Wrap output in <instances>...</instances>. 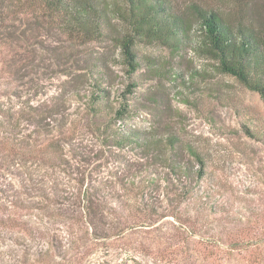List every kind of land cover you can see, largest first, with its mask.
<instances>
[{"label": "rangeland", "instance_id": "obj_1", "mask_svg": "<svg viewBox=\"0 0 264 264\" xmlns=\"http://www.w3.org/2000/svg\"><path fill=\"white\" fill-rule=\"evenodd\" d=\"M167 1L231 19L249 1L264 18V0ZM36 13L0 0V264H264L259 94L197 54L195 38L179 52L137 43L128 76L111 40L73 45ZM164 61L169 74L155 73ZM132 81L115 125L162 136L149 149L105 142L91 113L94 90L118 105ZM171 132L204 158L200 178Z\"/></svg>", "mask_w": 264, "mask_h": 264}, {"label": "trees", "instance_id": "obj_2", "mask_svg": "<svg viewBox=\"0 0 264 264\" xmlns=\"http://www.w3.org/2000/svg\"><path fill=\"white\" fill-rule=\"evenodd\" d=\"M33 6L36 16L54 25L59 34L73 45H84L91 41L109 39L119 48L121 61L126 65L128 76H132L140 62L135 50L137 43L160 44L179 52L187 46L202 56L216 61L218 72L236 78L247 89L259 94L264 100V18H260L247 2L240 5L231 19L223 12L190 4L183 12L176 11L167 0H23ZM242 2V1H241ZM244 2V1H243ZM35 17V18H37ZM35 22V21H34ZM40 25V24H39ZM41 26V25H40ZM44 26V24H43ZM45 27V26H44ZM49 27V26H47ZM194 34V35H193ZM151 64V59H147ZM158 65L155 73L164 75ZM160 64V63H159ZM102 77L97 78L100 82ZM96 81L95 86L99 87ZM136 87V81L126 85L120 93L118 105L108 103V92H92L91 113L103 117L105 142L116 146L136 144L149 149L163 141L143 139L135 132H122L116 122L131 113L128 94ZM107 100V101H106ZM101 107H97L101 105ZM109 116V117H106ZM153 135V134H152ZM165 142L169 146L181 147L194 157L199 165L197 176L203 175L204 158L189 142L182 141L176 133H167ZM150 145V147H148ZM175 155V153H173ZM173 168V167H172Z\"/></svg>", "mask_w": 264, "mask_h": 264}]
</instances>
